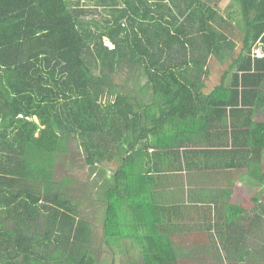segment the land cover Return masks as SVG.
I'll return each instance as SVG.
<instances>
[{
    "label": "trees",
    "instance_id": "trees-1",
    "mask_svg": "<svg viewBox=\"0 0 264 264\" xmlns=\"http://www.w3.org/2000/svg\"><path fill=\"white\" fill-rule=\"evenodd\" d=\"M220 1L213 8L208 0H0V125L11 113L22 140L9 142L14 165L0 172L18 163L28 175H0L1 187L17 190L12 208L0 212L13 222L0 225V264H49L56 254L55 264H95L87 252L91 228L76 218L78 207L66 190L73 177L64 176L55 192L41 190L59 155L68 156L69 171L88 168L102 175L103 239L113 264L122 258V264H180L171 237L178 229L173 217L185 207L164 185L181 167L167 170L159 159L180 147L168 130L170 119L201 111L197 103L196 110H179L180 101L195 105L184 69L212 55L234 57L237 45L220 29L221 22L230 25L232 14L221 16ZM236 1L243 49L205 99L210 107H230L232 118L237 113L247 119L232 122V139L238 153L250 158L248 167L254 166L247 173L264 189L257 162L264 154V121L254 120L264 108V57L252 56L258 44L264 51V0ZM167 11L178 14L167 19ZM197 18L196 30L187 31ZM104 36L116 50L104 46ZM174 54L180 64L171 62ZM139 66L162 101L154 114L147 107L140 111L132 91L116 80ZM35 117L39 123L30 120ZM209 198L204 213L219 216ZM224 210L221 216L228 218L248 213L239 206ZM254 211L264 217V206Z\"/></svg>",
    "mask_w": 264,
    "mask_h": 264
},
{
    "label": "crops",
    "instance_id": "crops-1",
    "mask_svg": "<svg viewBox=\"0 0 264 264\" xmlns=\"http://www.w3.org/2000/svg\"><path fill=\"white\" fill-rule=\"evenodd\" d=\"M217 2L214 0L210 5L213 8L217 7ZM175 14L178 13L167 11V19ZM193 23L186 24L187 31L190 30V27L196 30L199 19H195ZM175 50L177 49L172 48L170 52L174 53ZM179 59L178 54H174L171 62L180 64L182 61ZM212 59L217 61H212ZM163 62L165 61H159V63ZM231 63L232 61H221L217 56L212 55L208 61H190L191 66L184 69L186 71L185 79L189 82L195 96V105L193 100L191 102L180 101L179 110L188 112L194 107L196 110L197 103L201 111L196 117L170 119L171 124L168 126V130H171L179 138L177 142L180 143V147L175 150L176 154H167L164 158L159 159L160 163L168 168L167 170H171L173 166L181 167L180 171L167 175L168 181L164 185L166 193L181 196L179 205L185 207L183 215L173 217V223L178 229L175 230L171 240L175 241L177 236H184L183 239L186 237L194 239L196 237L191 234L196 232L198 235L196 241L198 239L202 243L196 246L194 251L185 250L186 256H196L202 259L212 257L217 261L227 258L229 264H264V217H257L253 213L234 218L221 216L223 215L221 212H224V209L229 206L243 208L235 202L238 194L249 192L256 186L260 188V185L256 184L251 179V175L247 173L254 168V166L248 167L250 158L245 155V152L238 153L236 147L238 140L233 142L232 139V122L238 125L247 119L244 115L237 113L232 118L230 107H210L206 104L205 98L221 84L223 74L230 68ZM184 64L186 65V62ZM142 71H144L142 66L133 68L131 73L124 75L123 84L132 91L133 103L140 111L145 107L155 110V107L162 106V101L155 97L153 85L146 76H142ZM229 81L230 79H227L226 84H229ZM153 110L152 114L156 112ZM30 120L39 123L36 117ZM254 120L256 122L264 121V108L257 112ZM17 133L15 118L11 113L5 114L0 125V155L4 156V158H0V170L13 168L14 163L10 157L15 151L9 142L19 144L22 141L17 138ZM258 160V164L264 170V154ZM16 165L15 170L3 175L0 172V175L6 178H17L13 173L17 172L27 180L28 175L19 170L18 163ZM35 176H38V172L35 173ZM41 183L43 185V182ZM16 191L13 186L5 188L0 186V212L12 208L14 204L12 198ZM209 195H212L213 206L216 208L217 205V215L219 216L207 217L202 209L203 205L210 201ZM189 208L191 209L190 214H188L189 211L187 212ZM213 215L216 213L214 212ZM3 224L12 225L13 222L10 219L6 222L1 218L0 225ZM207 236L211 241L207 242L208 246L203 240ZM175 252L177 253L176 250ZM190 252H196V255H188ZM177 254L179 258L182 255L181 253Z\"/></svg>",
    "mask_w": 264,
    "mask_h": 264
},
{
    "label": "rangeland",
    "instance_id": "rangeland-1",
    "mask_svg": "<svg viewBox=\"0 0 264 264\" xmlns=\"http://www.w3.org/2000/svg\"><path fill=\"white\" fill-rule=\"evenodd\" d=\"M208 1L210 3H213L214 0ZM219 9L221 16H225L228 18L226 12H230L232 14V16L227 20L230 25L228 26L225 25L224 22H221L220 26L223 27H220V29L223 32L227 33L237 45V48L234 52V57L229 59V61H233L235 57L237 58L239 56L243 49L244 35L240 27V24L242 22L240 7L238 6L236 0H221L219 3ZM212 61L217 60L212 59ZM124 75L125 73L121 72V74L116 78L119 84L124 85ZM142 76H146L144 71H142ZM117 86L121 87L119 85ZM119 91H121V89ZM68 160V156L65 155H59L57 157V160L51 170L50 182L48 181L44 183L41 187V190L46 191L49 188L51 193L55 192L64 176L70 175L71 177H73V184L65 189L69 190V198H71L72 202L78 207L76 218H78L79 220L87 221L91 228L92 234L89 236L90 244L89 248H87L88 255L93 257V259L95 260V264H113L114 254L111 253V251L108 249L103 239L102 226L105 215V204L101 198V193L103 190L102 175L99 173L92 175L88 168L83 170L76 169L74 171H69L67 167ZM260 188L256 186L249 192L238 194L235 202L243 208L247 209L248 213H250L251 215L253 213L254 215L255 208H257L258 206H264V189ZM248 213L244 214V216L248 215ZM237 217L241 216L239 215ZM191 235L193 237L195 236L196 238L198 236L196 232H193ZM183 237L184 236H177V239L175 241L172 240L177 253L182 254L180 256V264H229V259L227 258H223L222 261L221 259L217 261V259H213L212 257H209L208 259H202L196 256H186L187 254H185V250L188 249L194 251V248L202 243V241H199L198 239L196 241V238L193 239L192 237H186L185 239H183ZM203 240L206 241V246H208V243L211 242L208 236ZM190 254L196 255V252L188 253V255ZM121 255L122 254H120L119 256ZM123 260L126 261V259L122 258L121 261H119V264H122ZM58 261H60V258L59 255L56 254L55 256H53L49 264H55L58 263Z\"/></svg>",
    "mask_w": 264,
    "mask_h": 264
},
{
    "label": "built area",
    "instance_id": "built-area-1",
    "mask_svg": "<svg viewBox=\"0 0 264 264\" xmlns=\"http://www.w3.org/2000/svg\"><path fill=\"white\" fill-rule=\"evenodd\" d=\"M123 26L125 27L126 24L124 23ZM103 44L105 47H107L111 51L116 50V44L108 36L103 37ZM252 56L253 58H263L264 57V51L260 44L256 45L253 48Z\"/></svg>",
    "mask_w": 264,
    "mask_h": 264
}]
</instances>
